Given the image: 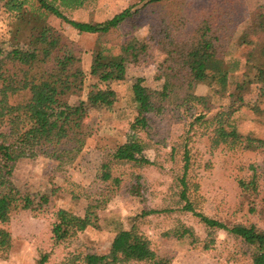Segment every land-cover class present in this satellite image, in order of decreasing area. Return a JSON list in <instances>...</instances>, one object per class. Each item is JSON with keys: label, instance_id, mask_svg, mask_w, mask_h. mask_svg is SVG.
I'll use <instances>...</instances> for the list:
<instances>
[{"label": "trees", "instance_id": "obj_1", "mask_svg": "<svg viewBox=\"0 0 264 264\" xmlns=\"http://www.w3.org/2000/svg\"><path fill=\"white\" fill-rule=\"evenodd\" d=\"M95 0H0L4 22L10 27L8 41L12 49L0 57V222L7 224L24 210L49 204L41 196L38 208L29 195L13 183L17 163L46 147L67 148L86 144L89 109L104 106L114 83L127 81L130 65L141 66L154 56L153 46L140 41L134 30L142 27L151 11L164 16L158 45L164 53L154 80L163 82L154 89L146 78H137L131 86L129 117L132 131H146L150 115L161 114L162 103L180 98V107L189 120L190 130L184 140L173 147L172 157L181 155V174L176 177L180 188V209L192 213L207 229L209 250L215 235L224 231L246 245L253 264H264V230L254 224L228 225L198 212L193 206L191 186L190 142L199 125L209 134L213 149L229 148L255 152L264 148L257 129L264 125V90L255 102L250 98L255 86L264 87V7L251 15V25L238 38L247 48L243 59L229 56L236 37L238 22L222 0H139V2L104 21L80 22L70 13L90 7ZM206 3H203L205 2ZM131 31L122 33L125 26ZM96 35L90 73L85 72V50L72 40L67 30ZM115 36L122 37L120 42ZM21 46H23L21 48ZM90 77L92 84L87 102L70 104L72 97H81ZM207 86L216 98L210 101L196 94L198 86ZM247 109L253 113L254 129L240 132L237 114ZM151 144L131 138L118 144L109 155L114 161L137 169L154 165L146 156ZM38 154V151L36 152ZM105 169L108 167L104 166ZM102 179L110 188L123 185L110 172ZM241 187L249 211L264 222V196L258 190L257 177L242 180ZM102 203L90 204L84 216L72 211L58 212L53 227V245L69 242L89 228L103 230L99 216ZM156 211L142 210L130 219V227L119 223L113 229L108 254H73L62 264H172L157 253L150 240L139 231L137 220ZM166 237L179 240L195 237L194 230L182 222ZM9 248V234L0 232V249ZM44 256L40 264H45Z\"/></svg>", "mask_w": 264, "mask_h": 264}, {"label": "rangeland", "instance_id": "obj_2", "mask_svg": "<svg viewBox=\"0 0 264 264\" xmlns=\"http://www.w3.org/2000/svg\"><path fill=\"white\" fill-rule=\"evenodd\" d=\"M222 1L238 22L229 56L243 59L247 48L240 47L237 38L250 27L252 13L264 7V0ZM138 2L95 0L90 7L72 12L69 16L80 22L90 19L101 22ZM2 6L0 2V57L12 49L8 41L10 27L2 19ZM160 14L159 10L151 11L142 27L134 30V35L140 41L153 46V58L141 66L130 65L127 81L111 85L107 103L89 109L85 120L86 144H73L67 148H35V153L17 163L12 178L15 186L34 200L35 208L41 203V196H48L50 202L35 211H20L7 224L0 222V232L9 234V248L0 249V264H40L44 256H48L45 264H62L73 254H108L115 237L113 229L118 222L130 227L129 218L142 210H154L156 213L137 220L139 231L150 240L152 248L169 258L172 264H253L246 245L224 231L218 232L211 248L205 250L204 246L209 242L205 225L192 213L180 209L178 202L181 190L176 177L181 174L183 163L181 155L174 158L171 154L173 147L181 143L190 130L189 120L180 107L181 99L171 98L162 103V113L149 116L150 123L146 131L131 129L128 106L133 81L146 78L154 89L160 90L162 87V81L154 80L165 58L158 45L164 19ZM128 31H131L129 25L124 27L122 33ZM67 33L84 48L83 67L89 75L96 35L79 34L70 29ZM121 38L115 36V41L120 42ZM91 84L88 76L83 95L72 97L70 104L87 102ZM263 90L264 87L255 86L250 99L255 102ZM196 94L216 102L207 86H198ZM237 117L242 123L239 129L241 133L247 134L254 129V116L250 110H242ZM257 131L264 140V125L259 126ZM131 138H140L151 144L146 156L154 165L137 169L110 158L109 155L118 144H124ZM189 146L191 186L188 194L196 210L230 226L254 224L264 230V222L249 211L240 183L255 174L258 190L264 196V148L255 152L241 148L213 149L209 134L199 125L192 132ZM106 172L120 178L123 185L111 189L110 182L102 179ZM100 202L103 207L99 216L103 225H108L107 228H89L67 243L58 247L53 245V227L58 212L72 211L84 216L90 204ZM180 222L193 229L195 237L181 240L166 237L165 234L175 230Z\"/></svg>", "mask_w": 264, "mask_h": 264}]
</instances>
